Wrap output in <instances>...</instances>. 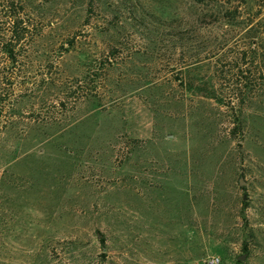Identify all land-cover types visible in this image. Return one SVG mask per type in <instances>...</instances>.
<instances>
[{
  "label": "rangeland",
  "instance_id": "rangeland-1",
  "mask_svg": "<svg viewBox=\"0 0 264 264\" xmlns=\"http://www.w3.org/2000/svg\"><path fill=\"white\" fill-rule=\"evenodd\" d=\"M209 256L264 264V0H0V264Z\"/></svg>",
  "mask_w": 264,
  "mask_h": 264
},
{
  "label": "trees",
  "instance_id": "trees-1",
  "mask_svg": "<svg viewBox=\"0 0 264 264\" xmlns=\"http://www.w3.org/2000/svg\"><path fill=\"white\" fill-rule=\"evenodd\" d=\"M12 18H14L13 20H14V28H16V32H17V35L19 36V32H18V29L20 28L19 27V23H22V21L20 20V19H17L16 17H12ZM15 46V45H14ZM6 50H7V52H8V54L10 55V56H12V58H15L16 56V53H15V51H14V49L13 48H6ZM115 50H117V47H113V49H112V52H114ZM111 64H113L112 62H111ZM99 241L101 242V243H103V244H105V238L104 237H102L101 239H99ZM247 251V250H246ZM238 264H243L241 261H238Z\"/></svg>",
  "mask_w": 264,
  "mask_h": 264
},
{
  "label": "built area",
  "instance_id": "built-area-1",
  "mask_svg": "<svg viewBox=\"0 0 264 264\" xmlns=\"http://www.w3.org/2000/svg\"><path fill=\"white\" fill-rule=\"evenodd\" d=\"M203 262L204 264H220V258L217 256H209Z\"/></svg>",
  "mask_w": 264,
  "mask_h": 264
},
{
  "label": "water",
  "instance_id": "water-1",
  "mask_svg": "<svg viewBox=\"0 0 264 264\" xmlns=\"http://www.w3.org/2000/svg\"><path fill=\"white\" fill-rule=\"evenodd\" d=\"M242 259L244 258V257H241Z\"/></svg>",
  "mask_w": 264,
  "mask_h": 264
}]
</instances>
